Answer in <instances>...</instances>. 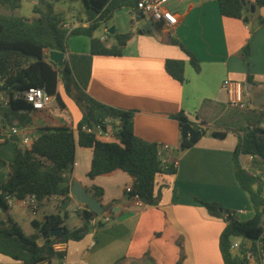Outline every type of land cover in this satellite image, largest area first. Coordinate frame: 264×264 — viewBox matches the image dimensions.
Returning <instances> with one entry per match:
<instances>
[{"label": "crops", "instance_id": "crops-1", "mask_svg": "<svg viewBox=\"0 0 264 264\" xmlns=\"http://www.w3.org/2000/svg\"><path fill=\"white\" fill-rule=\"evenodd\" d=\"M165 8L178 23L171 28L161 25V36L138 33L142 25L136 19L137 10L129 9V27L113 25L115 33L132 36L121 56L92 57L86 93L104 105L133 111L135 136L158 147L167 145L169 150L161 153V160L164 164L177 162L175 173L159 177L154 187L155 205L136 204L125 195L132 185L126 173L115 171L88 179L92 150L77 146L71 185L78 183L89 194L91 187L101 188L99 202L109 221L94 229L88 223L91 229L82 240L68 241L66 264H223L218 241L226 223L210 216L199 202H216L224 210L242 211L238 220L252 217L249 197L234 177L232 153L243 129L262 127L251 124L250 119L254 110L259 112L264 106V7L247 21L221 16L217 0H171ZM144 19L148 17L144 15ZM258 19L263 22L259 24ZM102 27L104 32L109 29ZM108 40L105 46L115 44ZM175 42L196 57L198 72ZM45 57L49 59L48 52ZM166 60L185 62V82L181 84L167 75ZM226 80L242 85L244 100L254 104V109L239 111L229 105L227 91L222 87ZM57 93L62 102V107L57 104L60 112L54 111V98L46 109L35 112L25 133L31 140L42 128L75 130L81 120L80 110L65 95L61 83ZM180 112L189 123L206 130L188 149L180 146L182 131L173 118ZM212 132L222 137H212ZM25 135L0 132V161H14L17 139ZM7 176L8 169L0 162V186ZM72 204L77 212L85 210L71 198L66 212ZM40 206L44 208L41 214L39 207L31 212L13 200L6 212L8 221L18 226L19 220L28 219L33 225L47 216H63L55 198ZM90 240L94 242L92 247L88 246ZM42 253L46 262L62 263L59 253L46 249ZM0 264L22 263L0 254Z\"/></svg>", "mask_w": 264, "mask_h": 264}, {"label": "trees", "instance_id": "trees-1", "mask_svg": "<svg viewBox=\"0 0 264 264\" xmlns=\"http://www.w3.org/2000/svg\"><path fill=\"white\" fill-rule=\"evenodd\" d=\"M23 0H0V6L7 7L10 14L0 13V91L8 98L6 106L0 105V132L6 133L9 128H27L32 123L35 111L18 94L31 87L42 88L59 106L62 102L57 93V86L73 100L81 112V120L76 129L67 127L42 128L26 147L17 139L14 161L5 163L8 169L6 181L0 186V207L8 211L5 198L22 201L34 196L39 207L42 202L51 198L57 200V209L61 204L70 201L71 173L77 146L90 148L92 159L87 178L97 177L122 171L132 179L130 197L137 196L145 205L152 206L157 202L154 187L159 177L174 174L173 164H164L158 146L144 141L133 132V111L117 109L92 99L86 93L93 56H121L122 49L132 34L108 35L115 39V44L107 47L100 39L94 38V32L112 19L114 13L122 8L135 10L138 0H75L81 3L84 21L71 30L63 28L64 14L56 11L57 0H37L33 7L35 17L26 19L12 14L19 10ZM221 16L247 21L253 16L250 6L255 11L264 7V0H217ZM259 24L263 22L258 19ZM83 23L86 25L84 26ZM157 28L161 24H156ZM82 35L89 38V54L85 56L68 55L61 68L46 60L45 53L58 51L66 54L68 36ZM188 58L191 67L198 72L199 62L183 45L175 42ZM248 48H245V54ZM182 60H166L164 69L167 75L179 83L185 82ZM249 80V79H248ZM261 115L264 117V106ZM118 121L115 140L104 141L92 133L82 130L84 125L93 127L106 119ZM181 129L184 124L192 126L200 133L193 142L181 139L182 149L192 147L206 130L189 123L183 112L173 116ZM104 127V126H103ZM212 137L221 138L220 133H211ZM249 157L264 165V128L247 127L241 131L239 143L232 153L234 177L239 187L248 195L252 206V217L244 222L232 216L216 202H199L207 213L222 219L226 224L219 236L218 247L223 264H246L241 253L245 251V241L251 242L250 250L257 257L264 255V181L261 172L246 168L241 157ZM91 196L100 201L103 190L93 186L89 189ZM105 212V210H104ZM60 213V211H59ZM224 213L226 215H224ZM59 214L47 216L41 223H33L36 232L25 238L15 224L4 227L0 223V254L22 264H41L43 250H52L51 244L58 241H80L88 233V223L96 215L85 206L81 212L82 225L67 229ZM229 220V221H228ZM54 229H65L61 235L52 237ZM43 244L38 247L36 240ZM235 239L241 240L237 253L231 251ZM45 248V249H44Z\"/></svg>", "mask_w": 264, "mask_h": 264}, {"label": "built area", "instance_id": "built-area-1", "mask_svg": "<svg viewBox=\"0 0 264 264\" xmlns=\"http://www.w3.org/2000/svg\"><path fill=\"white\" fill-rule=\"evenodd\" d=\"M171 0H138L136 3L135 10L138 12L143 13L145 16H147L149 19L154 24H161L167 28L174 27L177 25L178 20L177 18L165 8V4L168 3ZM79 24H75L73 26L69 24H63V28L66 30H71L74 27H77ZM107 33V31H106ZM108 34V33H107ZM107 39L106 35L102 37L100 40L102 42H105ZM65 59H68V55L65 54ZM2 84L0 83V86ZM222 87L226 89L227 94H228V103L230 106L244 110L246 109V106L244 105V95H243V87L240 83L238 82H231V81H224ZM20 96L23 98L28 104L31 105L32 109L37 112V111H42L46 109L48 106L51 105V99L48 97V95L45 93V91L42 88L38 87H31L27 89L26 91L20 93L17 95V97ZM8 104V98L4 95L3 91H0V105L1 106H6ZM118 124L117 120L108 118L105 121L93 126V127H88L84 125L82 127V130L87 132V133H92L96 135V137L102 138V139H114L115 140V132H116V126ZM104 126V127H103ZM199 128L203 129L202 126H199ZM27 128H17V127H11L9 130L6 132L12 136H20V135H25ZM21 142L23 145L26 147L31 146L32 140L28 136H24L21 138ZM158 150L160 154L163 151L169 150V147L167 145H160L158 147ZM174 167L177 166V162H172ZM131 189L128 188L125 190V195L131 199L133 202L136 204L142 203L141 200L137 196L130 197ZM70 196V195H69ZM5 202L7 207L9 208L13 200L9 197L5 198ZM20 204L28 208L29 211L35 212L38 208L37 202L34 196H28L27 198L23 199L20 201ZM2 208L0 207V211ZM242 213V211L239 212H233L232 216L236 219H238V216ZM98 215L90 219L89 223L92 225L93 229L100 224L107 223L109 221L108 217H102L101 219L98 220L97 218ZM94 245V242L92 240L89 241L88 246L92 247ZM241 245V240L240 239H235L231 245V251L233 253H237L239 251ZM51 249L55 253H59L62 258V263L61 264H66L65 263V253H66V248H67V242L64 241H58L54 242L51 244ZM251 247V242L250 241H245L244 243V248L245 251L241 253V256L245 259L246 264H264V255H259L257 257L255 253H253L250 250ZM41 264H50L48 262H43Z\"/></svg>", "mask_w": 264, "mask_h": 264}, {"label": "rangeland", "instance_id": "rangeland-1", "mask_svg": "<svg viewBox=\"0 0 264 264\" xmlns=\"http://www.w3.org/2000/svg\"><path fill=\"white\" fill-rule=\"evenodd\" d=\"M55 9L58 12H61L64 14V19L65 23L69 24L71 26L75 24H79V22L84 21V15L82 11V5L80 2L75 1V0H57L55 3ZM37 5V0H23L22 1V6L19 10H15L12 14L18 17L26 18V19H31L36 16V14L33 13V7ZM0 13L1 14H10L11 11L7 7H2L0 6ZM130 13L129 9L123 8L118 11H116L112 17L111 20L107 21L105 25L107 26V29L110 27H113V25H119L123 27H129L130 24ZM106 37L109 39L108 42L110 43H115L113 37L108 36L109 34L104 32L103 27L101 26L99 29H97L93 36L94 38L101 39L102 37ZM89 53V38L86 36L82 35H71L68 36L66 39V54L67 55H81L85 56V54ZM52 99V98H50ZM72 100V99H71ZM73 102V100H72ZM244 105L246 106V109L240 110L239 111H245L247 109H254V104L249 103V100L246 99L244 100ZM55 107L56 109L54 111L60 112L59 106L55 102ZM261 113V111H259ZM258 111L254 110L252 112V118L250 119L251 124H257V126H262L261 128H264V118L260 117V113ZM51 113H53V110H51ZM256 113V114H255ZM263 119V121H262ZM261 120V122L259 121ZM242 164L244 167L249 168L254 171L261 172L262 174V180L264 181V165L260 163L259 160H256L254 162L251 160L249 157H241ZM170 177V175H169ZM44 211V208L42 206H39V211L38 213L41 214ZM0 223L4 225V227H9L10 225L14 224L11 223L12 221H8L6 212L0 211ZM81 211L77 212V210H73V204L70 205L67 216L66 218H63L64 220V225L67 229L71 230L74 227H77L80 222L82 221L81 218ZM106 212L102 213L99 215L100 217H105ZM232 213V211H231ZM37 214V213H36ZM34 217V215L32 216ZM240 222H244L242 220H239ZM18 227L20 229L21 234L25 237L28 238L35 232V228L33 225L29 222L28 219H21L19 220ZM91 228H89L90 230ZM41 239L36 240V244L38 247H41L43 242L41 243Z\"/></svg>", "mask_w": 264, "mask_h": 264}, {"label": "water", "instance_id": "water-1", "mask_svg": "<svg viewBox=\"0 0 264 264\" xmlns=\"http://www.w3.org/2000/svg\"><path fill=\"white\" fill-rule=\"evenodd\" d=\"M255 12V7L253 5L250 6V13L253 14ZM136 19L141 21L142 29L138 32L142 34L143 32H153L157 36H161L162 33L157 28V26L151 21V19H144V14L141 12L136 13ZM109 35L115 34V28L110 27L107 30ZM49 60L55 64L57 67L61 68L65 65L66 59L65 54L58 51H49L48 52ZM182 138L188 139L189 142L193 143L200 135L199 132L193 130V128L189 124H184L181 128ZM70 196L73 201L77 204L84 205L88 207L95 215H101L103 213V208L99 201L94 199L84 188H82L78 183H73L70 188ZM71 201V200H70ZM70 201H67L61 204V211H65L69 206ZM224 215H226L224 213ZM229 221V220H228ZM65 231V229H54L50 232L52 237H57L61 235V233Z\"/></svg>", "mask_w": 264, "mask_h": 264}]
</instances>
